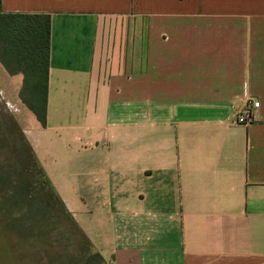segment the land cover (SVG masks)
Returning a JSON list of instances; mask_svg holds the SVG:
<instances>
[{
    "label": "crops",
    "instance_id": "0c3cea01",
    "mask_svg": "<svg viewBox=\"0 0 264 264\" xmlns=\"http://www.w3.org/2000/svg\"><path fill=\"white\" fill-rule=\"evenodd\" d=\"M1 10L50 14L45 126L0 95L103 264H264V0Z\"/></svg>",
    "mask_w": 264,
    "mask_h": 264
},
{
    "label": "trees",
    "instance_id": "16d2710c",
    "mask_svg": "<svg viewBox=\"0 0 264 264\" xmlns=\"http://www.w3.org/2000/svg\"><path fill=\"white\" fill-rule=\"evenodd\" d=\"M50 47L48 12L2 11L0 64L22 75L18 97L46 124ZM17 246L21 264H103L56 193L19 123L0 100V264Z\"/></svg>",
    "mask_w": 264,
    "mask_h": 264
},
{
    "label": "rangeland",
    "instance_id": "374dc122",
    "mask_svg": "<svg viewBox=\"0 0 264 264\" xmlns=\"http://www.w3.org/2000/svg\"><path fill=\"white\" fill-rule=\"evenodd\" d=\"M7 90L10 93H13V88L12 86L7 87ZM0 100L2 101V103L4 104V106L6 107L7 111L12 114L13 116H15L17 118V116H21V114L24 112V108L23 106L16 100H4L3 96L0 95ZM17 246L15 244H11L10 247L7 249V255H6V259L8 261V264H21V260H19L17 257Z\"/></svg>",
    "mask_w": 264,
    "mask_h": 264
},
{
    "label": "built area",
    "instance_id": "2783aa9c",
    "mask_svg": "<svg viewBox=\"0 0 264 264\" xmlns=\"http://www.w3.org/2000/svg\"><path fill=\"white\" fill-rule=\"evenodd\" d=\"M259 102L248 98L243 107L235 113L234 122L238 124H247L253 119V111L258 107Z\"/></svg>",
    "mask_w": 264,
    "mask_h": 264
}]
</instances>
